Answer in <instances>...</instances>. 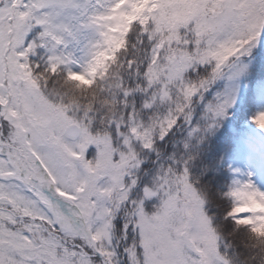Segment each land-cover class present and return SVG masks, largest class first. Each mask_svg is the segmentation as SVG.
Wrapping results in <instances>:
<instances>
[{"label":"snow or ice","instance_id":"6c2138e0","mask_svg":"<svg viewBox=\"0 0 264 264\" xmlns=\"http://www.w3.org/2000/svg\"><path fill=\"white\" fill-rule=\"evenodd\" d=\"M0 264H264V0H0Z\"/></svg>","mask_w":264,"mask_h":264}]
</instances>
